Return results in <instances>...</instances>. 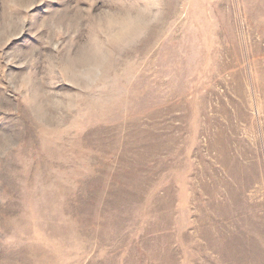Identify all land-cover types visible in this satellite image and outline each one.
I'll return each mask as SVG.
<instances>
[{
    "label": "rangeland",
    "instance_id": "obj_1",
    "mask_svg": "<svg viewBox=\"0 0 264 264\" xmlns=\"http://www.w3.org/2000/svg\"><path fill=\"white\" fill-rule=\"evenodd\" d=\"M0 264H264V0H0Z\"/></svg>",
    "mask_w": 264,
    "mask_h": 264
}]
</instances>
